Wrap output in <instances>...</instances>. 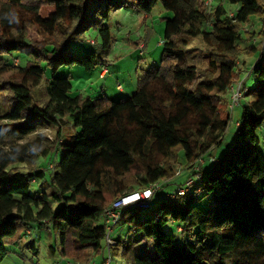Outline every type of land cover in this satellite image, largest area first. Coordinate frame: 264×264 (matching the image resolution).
Here are the masks:
<instances>
[{"label": "trees", "instance_id": "obj_1", "mask_svg": "<svg viewBox=\"0 0 264 264\" xmlns=\"http://www.w3.org/2000/svg\"><path fill=\"white\" fill-rule=\"evenodd\" d=\"M229 1L240 4L233 14L223 4L209 9L206 0H0V264L7 245L32 225L60 235L62 258L89 264L94 256L102 263L105 208L126 192L174 177L206 154L212 163L202 169L200 187L214 195L215 205L203 210L191 203L190 193L181 201L164 194L148 210L128 208L124 224L143 233L158 254L146 252V241L119 235L112 256L124 264H264V153L257 136L264 124L262 59L246 78L254 76L259 86L255 100L241 103L237 129L254 148L246 151L237 143L222 157L213 156L230 124V87L240 78L237 58L259 53L255 46H239L244 34L253 36L243 28L253 17L264 27V0ZM159 2L174 13L166 19L161 61L138 77L132 95L71 96V78L53 77L46 86L49 100L35 103L44 62L53 71L104 66L98 51L75 55L70 45L95 29L108 50L111 12L126 6L149 14ZM199 35L209 48L201 76L186 54ZM17 53L32 58L22 65L14 63L18 57L11 62L3 57ZM67 117L79 132L65 147L51 188L32 194V181L45 177L39 159L62 144ZM47 126L57 128L55 139L39 131ZM168 224H176L182 242ZM27 246L35 247L34 241ZM49 251L55 254L54 247Z\"/></svg>", "mask_w": 264, "mask_h": 264}, {"label": "rangeland", "instance_id": "obj_2", "mask_svg": "<svg viewBox=\"0 0 264 264\" xmlns=\"http://www.w3.org/2000/svg\"><path fill=\"white\" fill-rule=\"evenodd\" d=\"M219 4H223L230 14H233L238 9L240 4L231 3L229 0H212L211 5H208L209 9L214 10ZM174 16V13L164 8L161 2L157 3L152 12L145 14L140 10L133 7H121L111 12L109 19L106 24L109 26L112 34V43L108 50L102 49V39L97 30L91 29L87 33L86 40L83 42H73L70 45V52L78 55L88 51H98L99 55L105 59V67H108L107 76L100 77L99 73L103 65H97L92 70L78 65L71 67L62 66L56 71H53L47 63H43L44 77L41 84L36 87L33 91V97L35 103L43 106L48 100L49 96L46 91L47 82L53 77H66L69 76L72 82L71 96L81 94L83 97L97 98L100 96H107L109 98L118 100L123 97H128L134 93L138 83V77L150 70L153 66H158L163 52V37L166 19H170ZM208 26H205L207 29ZM263 28V30H262ZM243 31L253 33L251 38H248L244 34V38L239 41V46L242 49H249L251 46H255L259 53L248 55L242 53L238 56V72L240 78L235 80L230 87L229 95V112L231 113L230 124L225 133L224 139L220 145H218L213 151L214 159H218L223 156V153L231 146L239 143L245 145L246 151H251L254 147L250 142L243 137H238V126L236 122L241 114V103L252 102L256 99L258 90V82L254 76H250L247 80V76L250 72L252 65H257L260 59L264 61V27L262 19L253 17L249 23L245 25ZM32 37L39 38V36L31 30ZM144 45L143 51L139 49V45ZM186 54L190 63L196 65L198 73L201 76L202 70L206 68L208 64L209 48L204 42L202 35L192 39L186 47ZM8 61H13L18 64L24 65L27 60L31 59V56L26 54L17 53L15 55H4ZM108 59V60H107ZM246 80V86L249 88V94H244L241 98L239 105L235 107L234 111L231 110V97L233 94L232 88H237L239 83L242 82L244 87V81ZM124 88V91L118 86ZM243 91V90H242ZM8 108H13L14 103L7 104ZM61 127V142L57 144L56 148L52 150L47 156L41 157L38 162V166L41 170L45 171L44 178H37L31 183L32 194L38 191L50 189L51 176L55 170L59 169V164L62 155L65 152L67 145L73 144L75 136L79 132L72 120L67 117ZM55 126H47L45 128H39V131L47 135L52 140L56 138ZM257 136L260 139V148L264 153V124L261 129L257 131ZM205 162L200 165L201 170L207 166L209 167L212 163L209 156L204 155ZM20 169L26 171L28 166L24 163L17 164ZM190 165L186 169L177 170V174L167 180H161L162 188L158 189L152 202L153 205L156 203V197L164 194L167 190L168 183L172 180L173 188L185 181L187 174L190 173ZM186 171L187 174H183ZM178 175H181L178 178ZM186 175V176H185ZM183 181V182H184ZM171 185V186H172ZM170 186V185H169ZM202 186V184H200ZM199 186V192L191 191L194 199L191 200L192 204H197L201 209L207 210L208 208L215 205L214 195L208 193L203 187ZM127 216H122L118 224L114 228V235L117 232L123 231V238L141 241L143 239L148 244L146 252L155 257L158 254L157 248L150 243V241L144 236L143 233L138 231H129L131 224H124L127 220ZM36 225L31 226V230L23 232L22 238L14 243L7 245L9 250L7 256L2 260L1 264H75L67 259L60 256L61 249V238L60 235L54 231H50L49 228L34 229ZM166 229H169L173 234L176 235L177 240L182 242L183 236L178 232L176 224H168ZM30 231V232H28ZM34 241L35 247L27 246L28 243ZM50 246L55 248V254H50ZM106 255L107 251L105 250ZM100 260V257H95ZM91 263V261H90ZM89 263V264H90ZM83 264V263H82ZM112 264H124L122 263L118 255L113 256Z\"/></svg>", "mask_w": 264, "mask_h": 264}, {"label": "built area", "instance_id": "obj_3", "mask_svg": "<svg viewBox=\"0 0 264 264\" xmlns=\"http://www.w3.org/2000/svg\"><path fill=\"white\" fill-rule=\"evenodd\" d=\"M212 0H206L207 5H211ZM259 64V63H258ZM257 65H252L250 71ZM107 67H103L100 73V77H104L107 73ZM250 73V72H249ZM122 88L120 85L118 86ZM233 94L231 97L230 108L234 111L235 107L239 105V102L244 94L248 93V89H243L242 82L239 83L237 88H232ZM243 90V91H242ZM238 126V122H236ZM205 162L203 156L193 161L190 165V173L183 183L178 184L173 191L165 193V197L174 198L181 201L186 195L190 194L194 189V192H199V186L204 179V172L201 170L200 165ZM162 188V182L156 181L150 183L146 187H139L133 189L125 194L115 198V200L105 208L103 219L106 227V251L107 255L102 263L98 264H112L113 256L111 254V246L116 245L114 238V228L118 224L119 220L123 216L126 209L132 207H138L140 210H148L152 206V200L158 189ZM82 264V263H76ZM97 264V263H90Z\"/></svg>", "mask_w": 264, "mask_h": 264}, {"label": "crops", "instance_id": "obj_4", "mask_svg": "<svg viewBox=\"0 0 264 264\" xmlns=\"http://www.w3.org/2000/svg\"><path fill=\"white\" fill-rule=\"evenodd\" d=\"M141 44V43H140ZM139 49H141V51H143V49H144V45L143 44H141V45H139ZM108 60V59H107ZM103 67H105V65L104 66H102V68ZM107 67V66H106ZM102 68H101V70H102ZM107 69H108V67H107ZM101 70H100V73H101ZM108 71L110 72V70H107V73H108ZM100 73H99V75H100ZM105 76H107V74L105 75ZM104 76V77H105ZM118 89H119V87H117ZM121 90H123L124 91V88L122 87L121 88ZM238 121V120H237ZM215 150V149H214ZM207 156H209V154H206ZM210 159H211V157H209ZM184 174H187V172L186 171H184L183 172V174H181V175H184ZM181 175H178V178L181 176ZM189 174H187V176H188ZM186 176V175H185ZM187 176H186V178H187ZM185 178V179H186ZM184 181V180H183ZM183 181H182V183H183ZM169 182V181H168ZM167 182V184H168V186H166L167 187V190H165L164 191V194L165 193H167V192H169L172 188H173V186L174 185H172L173 184V182H172V180L170 181V183H168ZM179 183H181V182H179ZM170 185V186H169ZM172 185V186H171ZM163 194V195H164ZM162 195H160V196H158V197H156V200L158 201L159 199H160V197H161ZM177 229H178V227H177ZM28 232H30V231H28ZM119 235H121L122 237H123V231L122 232H117L115 235H114V237H118ZM141 242L142 243H144L145 241L143 240V239H141ZM98 261H100V260H98L97 258H95L94 256L92 257V260H91V263H99Z\"/></svg>", "mask_w": 264, "mask_h": 264}]
</instances>
